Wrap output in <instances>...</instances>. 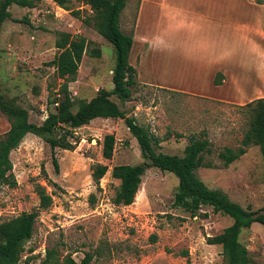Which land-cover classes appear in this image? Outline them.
I'll return each mask as SVG.
<instances>
[{
    "label": "rangeland",
    "instance_id": "rangeland-1",
    "mask_svg": "<svg viewBox=\"0 0 264 264\" xmlns=\"http://www.w3.org/2000/svg\"><path fill=\"white\" fill-rule=\"evenodd\" d=\"M216 1L223 6L253 4V0H169L174 5L192 6L190 10L199 15L189 21L192 25L172 33V50L164 53L168 58L144 60L142 72L178 87H201L202 74L211 63L192 59L189 52L198 54L200 41L216 39L223 31L216 26L212 8ZM255 1L264 4V0ZM72 7L79 9L81 16L92 15L90 7L79 0H73ZM136 8L137 0H132L122 12L124 33L133 34ZM9 10L11 19L3 23L0 32V85L6 97L28 110L30 121L40 123L43 111L54 108L50 100L59 95L65 83L75 103L89 100L99 89L112 88L115 49L92 26L52 0H40L34 8L12 5ZM255 11L264 22V6H257ZM207 12L214 16L203 17ZM59 31L89 41L73 80L59 78L50 64L59 51L55 46ZM239 47L245 57L246 46L240 43ZM135 56L130 64L137 68L140 60ZM240 64L234 70L238 88L234 83L213 92L191 93L150 85L136 76L130 100L120 103L115 96L112 99L120 103L127 116L161 139L158 151L181 155L191 135L207 137L212 151L205 155V161L212 166L197 168V177L244 208L255 210L264 204V161L258 147H247L228 166L218 157L225 147L237 149L241 144L248 117L240 106L264 97V59L253 64L252 59L245 58ZM222 78L226 77L214 72L205 81L215 84ZM8 128L9 122L0 112V134ZM108 133L116 140L111 159L101 154L103 136ZM72 140L77 141L74 149H54L57 172L49 144L34 134L28 133L10 153L17 184L0 186V222L38 206L35 184L43 185L52 196L51 205L39 210L18 264L26 257H30V264H38L48 247L57 248L62 255L70 253L75 260L86 251L94 252L90 264H186L187 258L192 264H223L221 246L208 244L207 238L220 233L232 219L207 206L194 217L176 207L177 177L172 173L149 167L132 204L116 206L111 202L119 184L114 167L143 161L123 119L95 118L76 129ZM95 163L108 166L98 186L91 178ZM91 194L94 203H90ZM239 238L249 250L252 264H264V225L252 223ZM185 251L187 255H183Z\"/></svg>",
    "mask_w": 264,
    "mask_h": 264
},
{
    "label": "trees",
    "instance_id": "trees-1",
    "mask_svg": "<svg viewBox=\"0 0 264 264\" xmlns=\"http://www.w3.org/2000/svg\"><path fill=\"white\" fill-rule=\"evenodd\" d=\"M39 1L0 0V32L3 23L11 19L9 8L12 5L34 8ZM52 1L74 17L81 19L86 26H92L113 45L115 65L111 73L112 88L99 89L89 100L80 99L75 103L65 83L60 87L59 95H54L50 100L54 108L47 109L48 116L45 119L41 118L40 123H35L29 120L26 108L6 97L0 85V112L9 122L8 130L0 134V186H16L10 153L28 133L42 138L49 144L51 161L57 172L59 165L54 149H74L77 141H73L72 138L76 129L98 117L121 118L130 134L136 139L143 161L140 164H122L114 167L113 175L119 180V184L111 202L116 206L132 204L144 172L149 167L172 173L177 177L173 198L176 207L194 217L202 206H207L213 212L227 215L232 219L231 224L220 233L207 238L208 244L221 246L223 264H252L250 252L240 241L239 236L243 229L249 228L254 222L264 225V204L255 210L250 207L244 208L231 200L223 191L208 187L197 177L195 173L197 168L212 166L210 162L205 161V155L212 151L211 142L207 137L191 135L181 155L158 151L157 147L161 139L147 127L138 124L133 117L127 116L120 106V103L131 99L132 88L136 84V71L128 60L133 36L132 33H124L120 28V15L128 0H79L90 7L92 13L90 16H81L79 9H73V0ZM88 42L81 35L72 36L66 31L57 32L55 46L59 51L50 64L54 66L59 78L74 79ZM112 96H115L120 103L113 100ZM240 108L248 117V127L237 149L225 147L219 151L218 157L225 166L237 160L246 152L247 147L252 145L258 147L264 161V97L251 100ZM115 142L114 134L108 133L103 136L101 154L105 159L112 158ZM91 169L92 181L98 186L108 166L95 163L91 165ZM34 189L39 198L36 208L0 222V264L19 263L24 244L32 236L39 210L48 208L52 203V196L45 191L43 185L35 184ZM89 198L90 203H94L93 194ZM206 214L203 213L204 216ZM94 255V252L86 251L81 259L75 260L70 253L62 255L57 248L48 247L38 264H90ZM183 255H187V252L185 251ZM22 264H30V257H26ZM186 264H192L188 258Z\"/></svg>",
    "mask_w": 264,
    "mask_h": 264
},
{
    "label": "crops",
    "instance_id": "crops-1",
    "mask_svg": "<svg viewBox=\"0 0 264 264\" xmlns=\"http://www.w3.org/2000/svg\"><path fill=\"white\" fill-rule=\"evenodd\" d=\"M131 1H127L123 11L128 8V4ZM212 6L215 16L207 12L203 17L214 16L217 21L216 26L222 28L223 31L216 39L200 41L201 47L198 54H193L195 51L189 52V56L192 59L208 60L211 63L210 66L206 65L207 70L202 74L205 77L201 81V87L191 89L187 86L178 87L174 84L164 83L158 80L156 76L149 77L142 72L140 66L144 60H166L168 56L164 55V53L172 50V41L170 39L172 33L192 25L189 21L199 14L190 10L192 6L174 5L169 0H137L132 34L133 41L128 60L130 63V58L134 54L140 60L137 68L133 66L137 70L136 76H138L140 81L147 82L150 85L163 86L172 90H184L191 93L213 92L215 88L221 85H232L234 83H236V88H238L239 83L234 78L236 77L234 70L241 67L240 61L245 60V58L252 59L254 64L256 59H264V22L259 13L256 15L255 11L257 6H264V4L256 3L253 0L252 5L243 6L235 3V5L223 6L216 1ZM240 43L246 46L247 55L245 57L240 55ZM139 69L141 70L140 72ZM214 72L220 73L221 76L226 78L216 82L214 80L215 84H213V81L208 84L205 79ZM229 76H231V79L228 78Z\"/></svg>",
    "mask_w": 264,
    "mask_h": 264
},
{
    "label": "built area",
    "instance_id": "built-area-1",
    "mask_svg": "<svg viewBox=\"0 0 264 264\" xmlns=\"http://www.w3.org/2000/svg\"><path fill=\"white\" fill-rule=\"evenodd\" d=\"M57 104V103H56ZM48 116V112H47V110L45 109L44 111H43V113H42V119H45L46 117Z\"/></svg>",
    "mask_w": 264,
    "mask_h": 264
}]
</instances>
